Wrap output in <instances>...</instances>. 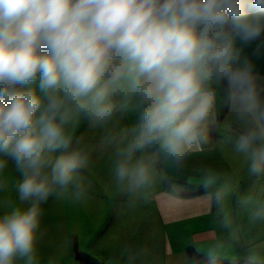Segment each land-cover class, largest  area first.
Wrapping results in <instances>:
<instances>
[{"label": "clouds", "instance_id": "clouds-1", "mask_svg": "<svg viewBox=\"0 0 264 264\" xmlns=\"http://www.w3.org/2000/svg\"><path fill=\"white\" fill-rule=\"evenodd\" d=\"M261 54L264 0H0V172L12 163L19 201L0 215V264H40L42 205L87 195L80 121L133 118L106 139L111 175L133 196L199 150L222 107L233 152L264 173ZM204 180L217 186L210 201L231 192L211 169ZM246 201L264 222V199ZM248 264H264V244Z\"/></svg>", "mask_w": 264, "mask_h": 264}, {"label": "crops", "instance_id": "crops-1", "mask_svg": "<svg viewBox=\"0 0 264 264\" xmlns=\"http://www.w3.org/2000/svg\"><path fill=\"white\" fill-rule=\"evenodd\" d=\"M257 67L264 73V54L258 56ZM227 112V107L221 108L220 125L209 128L207 142L183 165H160L147 197L125 192L110 171L106 139L131 124L133 118L116 119L106 128L92 127L87 121L75 125L71 131L90 155L85 186L98 189L92 193L87 190L94 209H86L84 198L74 201L53 197L42 205L41 246L37 244L40 264H49L50 260L55 264H82L78 258L83 256L78 255L89 251L95 233L98 260H91L100 264H248L249 249L264 244V222L252 219V203L246 197L264 199V173H251L246 161L233 152L226 131ZM209 169L220 182L231 186L221 204L209 200L217 187L205 184ZM5 173H14V182L1 179L0 215L19 205L14 166L8 165ZM225 216L231 220L230 226H225ZM95 218L98 231L94 233L90 228L96 227ZM87 234L93 239L87 240ZM217 242L224 247L217 250L214 259L210 252Z\"/></svg>", "mask_w": 264, "mask_h": 264}, {"label": "rangeland", "instance_id": "rangeland-1", "mask_svg": "<svg viewBox=\"0 0 264 264\" xmlns=\"http://www.w3.org/2000/svg\"><path fill=\"white\" fill-rule=\"evenodd\" d=\"M8 165H10V166H13L12 165V163L11 162H9V164ZM7 170H8V166H7V168H6V171L4 170L3 172H0V182L2 181V180H4V178H7V180H8V182L9 183H13L14 182V177H13V175H14V173H12V174H9V173H5V172H7ZM88 171L86 170V171H84L83 172V176L84 175H88ZM16 177L18 176V174L16 173V175H15ZM2 179V180H1ZM84 180H85V176H84ZM7 185H8V183H7ZM6 189V188H5ZM87 190H88V192L89 193H92V192H95L96 190H98V189H93V188H89V187H87L86 188ZM89 193H87V195L84 197V199L86 200L85 201V206H86V209L88 210V211H93L92 209H94V205L91 203L92 201H91V198H90V194ZM93 224H94V226H96V227H91L89 230L90 231H92V232H94L95 233V230L96 231H98V218H95L94 220H93ZM88 227V226H87ZM42 229V228H41ZM85 236H87L86 237V239L88 240L89 238H91V236L89 235V234H87V235H85ZM74 237V236H73ZM93 237H95V240L94 241H91V244H92V247H89L88 248V250L89 251H81L80 253H81V255H78V256H83L82 258H86V259H89V260H91V257L92 258H95L96 260H98V235L95 233L94 234V236ZM93 237L91 238V239H93ZM40 238H41V236H40ZM75 238V237H74ZM76 239H80V237L79 236H76V238H75V240ZM83 240H85V238H83ZM37 244L38 245H40V241H39V239H38V241H37ZM94 245H96L97 247H93ZM41 246V245H40ZM87 247H88V245H85L84 246V248L85 249H87ZM79 253V254H80ZM83 254V255H82ZM86 256H88V257H86ZM171 258V256H169L168 257V260ZM94 261V260H93ZM183 262H186V259H183Z\"/></svg>", "mask_w": 264, "mask_h": 264}, {"label": "trees", "instance_id": "trees-1", "mask_svg": "<svg viewBox=\"0 0 264 264\" xmlns=\"http://www.w3.org/2000/svg\"><path fill=\"white\" fill-rule=\"evenodd\" d=\"M78 259L80 260V262H81L82 264H100V263H98V262H96V261L89 260V259L82 258V257H79Z\"/></svg>", "mask_w": 264, "mask_h": 264}, {"label": "snow or ice", "instance_id": "snow-or-ice-1", "mask_svg": "<svg viewBox=\"0 0 264 264\" xmlns=\"http://www.w3.org/2000/svg\"><path fill=\"white\" fill-rule=\"evenodd\" d=\"M244 203H247L246 201Z\"/></svg>", "mask_w": 264, "mask_h": 264}]
</instances>
